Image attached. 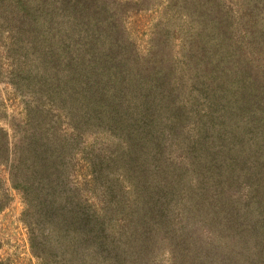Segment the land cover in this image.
<instances>
[{"label":"rangeland","instance_id":"1","mask_svg":"<svg viewBox=\"0 0 264 264\" xmlns=\"http://www.w3.org/2000/svg\"><path fill=\"white\" fill-rule=\"evenodd\" d=\"M83 2L84 21L117 25L105 40L113 43L98 50H120L106 76L76 81L79 73L56 70L63 62L24 77L13 70L26 60L12 45L20 23L0 20V128L13 153L34 120L44 134L53 129L70 177L85 180L81 192L103 205L110 234H133L124 247L134 264H264V39L251 17L264 0ZM59 3L36 5L50 8L52 24L69 23ZM49 43L43 36L41 46ZM105 92L120 98L115 119ZM125 104L134 105V120ZM2 186V264H42L23 222V194L0 164Z\"/></svg>","mask_w":264,"mask_h":264},{"label":"trees","instance_id":"2","mask_svg":"<svg viewBox=\"0 0 264 264\" xmlns=\"http://www.w3.org/2000/svg\"><path fill=\"white\" fill-rule=\"evenodd\" d=\"M59 1L61 3L58 5L66 8L62 12H65L69 23L52 24L47 15L50 8L45 11L36 5L37 0H0L1 22L5 20L7 26L20 23V34L12 45L17 47V53L20 51L19 55L26 60L22 59V64L14 66L13 70L28 78L33 72L47 73V69L64 62V65H60L56 70L66 66L70 72L79 73L80 79L76 81H82L88 75L91 78L96 75L106 76L119 62L116 59L120 50H115L116 46L112 45L106 54H101L98 50L106 47L105 43L108 47V43H113L105 40L110 39L117 25L111 26L105 18L101 22L102 16L98 21L91 19L86 22L83 19L90 16L88 9L84 10L86 15L77 14L81 8L87 7L84 2ZM46 2L51 0H41L43 5ZM158 4L163 5V2ZM176 4L177 2L171 8H178ZM71 9L73 12H70ZM251 17L255 19L254 26H258L257 37L262 36L264 39V9H260L257 15L254 11ZM3 25H0L2 31ZM43 36L47 43L50 40L47 36L53 38L45 47L41 46ZM206 42L210 44L208 40ZM215 50V56H218L223 47L221 49L216 46ZM94 51L99 57L94 55ZM34 65L39 66L37 71H34ZM78 65L82 68L80 72L77 70ZM2 69L1 64L0 75ZM114 82L118 81L114 79ZM126 82L123 83V88ZM153 82L151 79L144 89L150 91ZM10 84L17 89L18 79L10 81ZM63 89L69 90L65 86ZM104 96L110 103L107 105V111L110 113L112 107V118H117L120 98L116 100L112 94L106 92ZM74 100L75 98L70 97L65 103L71 104ZM124 112L127 119L134 120V105L125 104ZM106 116L109 117L107 114ZM28 126H31L32 132L27 135L29 141L22 138L24 145L20 143L22 148L15 147L14 153L10 135L0 128V164L7 168L12 186L23 194V222L28 229L33 253L40 258L42 264H134V250L130 251L124 247L127 244L124 238L132 239L133 234L128 233L121 237L117 233L110 234L111 229H108L107 220L104 218L103 205L93 203L91 194L81 192L80 184L83 185L85 180L70 177L71 173L67 170L68 155L59 152V148L53 143L54 140L59 142L61 137L53 129L44 134L45 127L40 120L28 124L25 131H28ZM50 131V140H45ZM16 133L19 131L16 130ZM4 191L5 187H0V210L7 203ZM67 228H73V231L64 235L66 230L69 233ZM129 244L134 245V240Z\"/></svg>","mask_w":264,"mask_h":264}]
</instances>
